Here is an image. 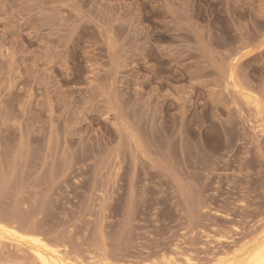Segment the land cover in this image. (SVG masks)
Wrapping results in <instances>:
<instances>
[{"label": "rangeland", "instance_id": "obj_1", "mask_svg": "<svg viewBox=\"0 0 264 264\" xmlns=\"http://www.w3.org/2000/svg\"><path fill=\"white\" fill-rule=\"evenodd\" d=\"M254 103L264 0H0V224L118 264L238 256L264 239Z\"/></svg>", "mask_w": 264, "mask_h": 264}, {"label": "bare ground", "instance_id": "obj_2", "mask_svg": "<svg viewBox=\"0 0 264 264\" xmlns=\"http://www.w3.org/2000/svg\"><path fill=\"white\" fill-rule=\"evenodd\" d=\"M263 34V33H262ZM239 43V41H238ZM249 44V43H248ZM263 44V43H262ZM263 46V45H262ZM242 54V53H241ZM243 57V56H242ZM234 61H236L234 59ZM235 64V62H234ZM233 65V64H232ZM233 70V69H232ZM234 73V72H233ZM231 73L229 72V75ZM226 75V74H225ZM232 76V75H231ZM230 76V77H231ZM233 78V77H231ZM235 81V80H234ZM233 81V82H234ZM231 82V81H230ZM236 82V81H235ZM234 82V83H235ZM235 86V85H234ZM237 86V85H236ZM231 87V85H230ZM243 87V86H242ZM228 88V87H227ZM238 88V87H237ZM239 89H237L238 91ZM243 90V89H242ZM240 91V90H239ZM238 91V92H239ZM112 94V93H111ZM244 97V96H243ZM245 98V97H244ZM251 98H249L250 101ZM262 101V100H261ZM257 102V101H256ZM260 102V101H259ZM249 104V103H248ZM256 104V103H254ZM262 104V103H261ZM262 107V105H261ZM242 111V110H240ZM255 112L256 115L254 116L253 120L256 128L253 127V130L255 128L256 133H261V135H264V117L260 106L258 104L255 105ZM253 117V116H252ZM251 119V118H250ZM251 120V122H252ZM257 123V124H256ZM254 130V131H255ZM127 131V130H126ZM162 150V149H160ZM170 155V154H169ZM168 158V157H167ZM172 158V157H171ZM169 159V158H168ZM171 160V159H170ZM168 162V161H167ZM166 167V166H165ZM154 169V167H153ZM180 185V184H179ZM2 224L3 221L1 222ZM10 224V223H9ZM14 227H8L3 226L0 224V242L9 240L16 243V245L24 247L26 252L28 251L31 255L33 260L38 262L39 264H118L116 262L109 261L108 259H104V257H93L91 255H83L78 254L79 251H77V254H74L71 250L68 249L67 245H64L63 242H54L50 243L44 240L42 237L31 235V234H21L14 229ZM29 232V231H28ZM66 237V236H65ZM258 239V237L256 238ZM61 240V239H60ZM64 240V239H63ZM8 241V242H9ZM65 241V240H64ZM257 241V240H256ZM260 242H257L254 246H252L247 251H243L242 254L235 256L229 260H220L217 264H264V239ZM93 242V241H92ZM89 245V244H88ZM13 246V245H12ZM246 249V248H245ZM243 250V249H242ZM241 250V251H242ZM20 251V250H19ZM24 251V252H25ZM163 251V250H162ZM177 251V250H176ZM227 251V250H226ZM129 252V251H128ZM223 252V251H222ZM2 253V252H1ZM92 253V252H90ZM94 253V252H93ZM125 253V252H124ZM179 253V252H178ZM88 254V253H87ZM95 254V253H94ZM93 254V255H94ZM108 254V253H107ZM6 255V254H5ZM21 255V254H20ZM174 255V254H173ZM105 256V255H104ZM107 256V255H106ZM105 256V258H106ZM171 256V255H170ZM175 256V255H174ZM232 256V255H231ZM30 257V256H29ZM109 257V256H108ZM124 257V256H123ZM230 257V256H229ZM19 258V257H18ZM31 258V259H32ZM176 258V257H175ZM137 259V258H136ZM158 259V258H157ZM211 259V258H210ZM127 260V259H126ZM206 260V259H205ZM4 261V260H3ZM153 261V260H152ZM184 261V260H183ZM219 261V259H218ZM225 261V262H224ZM34 262V261H33ZM127 262V261H126ZM148 262V261H147ZM182 262V261H181ZM209 262V261H208ZM120 263V261H119ZM143 263V262H142ZM125 264V263H124ZM168 264H192L190 260H187L186 262H169ZM213 264V263H212Z\"/></svg>", "mask_w": 264, "mask_h": 264}]
</instances>
